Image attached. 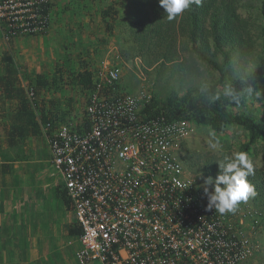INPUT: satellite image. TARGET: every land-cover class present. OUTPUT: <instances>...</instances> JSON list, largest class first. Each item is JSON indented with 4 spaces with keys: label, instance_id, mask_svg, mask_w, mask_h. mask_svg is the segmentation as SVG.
<instances>
[{
    "label": "rangeland",
    "instance_id": "rangeland-1",
    "mask_svg": "<svg viewBox=\"0 0 264 264\" xmlns=\"http://www.w3.org/2000/svg\"><path fill=\"white\" fill-rule=\"evenodd\" d=\"M139 3V0H52L51 25L44 35L17 38L8 43L2 41L4 47L0 49V75H4L3 54L12 57L19 74L21 67L18 65L23 59L29 62L31 60V63L33 60L39 61L36 66L31 64V68L35 67L37 72L40 71L38 73L46 77L49 85L38 88L35 82L37 75L24 72L23 77L18 74L15 86L22 88L24 95L28 91L34 108L39 102L44 106L50 104V101H59L65 108L64 113L69 111L67 105L71 103L72 113L80 115L87 92L75 77L84 69L91 70L94 78L104 74L105 69L117 67L120 71L121 90L133 96L141 109L152 96L164 100L171 91L182 95L189 87L217 75L216 70L197 57L192 49L193 43H208L209 55L225 68L227 81H231L238 73L247 74L259 62L262 37L260 0H199L198 4L193 3L189 10L172 21L167 19L160 6L159 10L152 6L137 12ZM235 6L238 19L228 14ZM108 7H112L113 11L110 17H105L102 13ZM193 16L198 26H194ZM214 21H217L215 29ZM161 23L174 29V37L167 43L155 44L152 42L153 31ZM240 27L252 35L251 39L256 41L254 45L243 44L241 49L236 34ZM215 37L220 40L218 48ZM169 58L173 61H168ZM179 65L186 70L178 71ZM226 84L227 82L224 86ZM224 86L219 88L223 90ZM6 100L0 90V109L5 110L6 105L13 109L16 100ZM233 111L251 113L264 124V94L253 95L246 100L244 106ZM5 120V115L0 116V123ZM211 130L213 129L207 126L186 123L185 136L176 150L185 174L204 195L205 188L209 192L214 190L213 185H208L205 181L209 177L215 179L218 174L204 164L210 162L218 167L217 162L224 155L241 151L242 145L247 141L245 130L229 125L223 132H216L222 142V149L213 151L207 144V133ZM6 140L4 135L1 142L5 144ZM262 146V142L255 145L256 157H253L255 148H251L248 153L254 168L260 172L264 171ZM21 155L24 156L23 151ZM25 160L24 167L31 176L30 179L27 178L25 188H30L29 196L34 202L43 204L36 210L43 219L40 221H45L46 224L40 222L39 226L47 228V221L51 219H54V224H66V220L72 218V213L65 209L62 200L56 196V188L46 187L48 176L56 182L55 176L51 175L55 171L50 163L49 151L39 144V148L31 151ZM51 183L52 180H49V184ZM58 186L63 187L61 180ZM254 201L255 196L250 197L246 202H241L234 213L220 214V223L227 238L236 243L238 256L234 264H264V213ZM74 241L77 243L76 239ZM64 244L62 251L57 250L55 254L48 255L49 262L53 263L56 255L61 252L65 258L64 253H67V264H76L73 258L76 244L68 246L67 241ZM48 245L52 246V243ZM75 253L76 251V259Z\"/></svg>",
    "mask_w": 264,
    "mask_h": 264
},
{
    "label": "built area",
    "instance_id": "built-area-1",
    "mask_svg": "<svg viewBox=\"0 0 264 264\" xmlns=\"http://www.w3.org/2000/svg\"><path fill=\"white\" fill-rule=\"evenodd\" d=\"M51 9L52 0H0L3 41L44 35ZM119 80L105 69L77 120L56 114L43 128L81 228L78 263L234 264L236 243L176 155L186 123L141 119Z\"/></svg>",
    "mask_w": 264,
    "mask_h": 264
},
{
    "label": "trees",
    "instance_id": "trees-1",
    "mask_svg": "<svg viewBox=\"0 0 264 264\" xmlns=\"http://www.w3.org/2000/svg\"><path fill=\"white\" fill-rule=\"evenodd\" d=\"M139 2L140 3L136 7V9L139 7L137 12H142L147 7L150 8L152 6L153 8L159 10V0H139ZM155 5L158 6L155 7ZM235 9L236 6L232 7L228 14L229 16L238 19ZM112 11V7H108L105 11H103L102 15L110 17ZM259 15L262 19V37H259L261 40V49L258 53L259 62L254 68H252L247 74L238 73V75L231 81H227L225 68L221 64L214 61L211 55H209L208 43L202 42L200 45L193 43L192 49L197 57L207 66L216 70L217 75L213 79L208 81L206 80L199 85L189 87L182 95H179L176 91H171L165 96L164 100H160L152 96L147 103L143 104L140 110L141 119L145 121L163 119L166 123H192L199 126L210 127L216 132H223L225 127L229 125H236L247 132V141L242 145L241 151L249 153L251 148H255L253 151V157H256L257 147H255V145L258 142H262V153L264 158V124L261 119L256 118L251 113H235L233 111V109H238L244 106L247 99L242 101L240 105L229 103L222 95L221 99L215 103H211L208 99V97L212 94L222 93L223 90L219 87L224 86L225 82H227V84L231 83L234 87L240 89L249 78H251V80L255 83L257 92L264 94V0H260ZM193 24L194 26H198V22L194 19V16ZM215 27H217V21H214L213 29H215ZM236 32L240 40L238 41V44L240 43L241 49L243 44L247 45L251 43L254 45L256 43V41L251 39L252 35L247 33L245 29L240 27L239 31ZM173 37L174 29L165 23H161L160 26L153 31L152 42L155 44L167 43ZM214 39L215 41H218V48L220 40L218 37H215ZM167 60L173 61L172 58ZM2 62L4 64V75H0V90L3 93L4 99H16L18 101V108L13 115V120L15 124H24H16L14 126L12 131L14 135L12 138H14L13 141L16 142L17 138L23 139L24 136L28 135V133L37 134L39 127L35 123V116L32 109L30 106L28 107L24 90L15 86L19 74L16 63L13 61L12 57L7 56V54H3ZM177 70L184 72L186 68L179 65ZM92 77L93 72L91 70L84 69L83 72L77 74L75 79L83 90L88 89V91H91L94 88L92 84ZM36 83L38 88H44L49 85L48 81L41 75L37 76ZM52 83H55V78L52 80ZM204 86H207V94L201 92V89ZM54 103V101H50V104ZM53 115L55 114H49L47 115L48 117H41L43 128L45 127L48 119H50ZM0 158L3 162L15 160L14 158L9 157L8 154L1 151ZM17 158V160L23 159L22 157ZM204 165H208V168L213 170L215 173L219 172V166H215L216 164L206 162ZM248 179L255 188L256 195L254 202L264 213V171L260 172L254 168V175L248 177ZM58 195L66 209L72 212L70 201L63 187L60 188ZM69 233L72 236L79 237L81 235V228L74 223V225L70 227Z\"/></svg>",
    "mask_w": 264,
    "mask_h": 264
},
{
    "label": "crops",
    "instance_id": "crops-1",
    "mask_svg": "<svg viewBox=\"0 0 264 264\" xmlns=\"http://www.w3.org/2000/svg\"><path fill=\"white\" fill-rule=\"evenodd\" d=\"M0 39L1 49V47H4L2 45L3 39L1 34ZM38 63L39 61L33 60L31 63V60L29 62L23 59L20 65H18V67H21V73L19 75L23 77L24 72H31L35 73L37 76H43L42 73H38L40 71L37 72L35 67L31 68V64L32 66H36ZM22 87L24 88V86ZM25 98L27 99L28 107L30 106L34 113L35 123L39 127L37 134L28 133L23 139L17 138L16 142H14V138H12L14 135L12 133L14 126L16 124L24 125L23 123L15 124L13 120V115L18 108V101L16 99L10 100H16L13 109H10V105H6L5 110L4 108L0 109L2 112L0 116L5 115L7 119L5 122L2 121L3 123H0V151L15 159L14 161L3 162L0 158V264H67L65 262L68 260L67 253H64L66 256L65 258L63 254L61 255V252H59L53 263L49 262L47 257L48 255L51 256V254L58 252L57 250L62 251L63 245L65 247V241H67L68 246L76 244L74 247L76 252L80 249L78 237L72 236L69 233L70 227L74 225V223L76 224L73 213L71 212L72 218L66 220V224H54V219H51L47 221V228H41L39 223H46L45 221H40L43 219L39 217L36 208L41 207L43 204L34 202L29 196L30 188H25L26 180L27 178L30 179L31 176L28 175V170H26L24 165L26 164L25 159L27 155L31 151L37 150L39 144H41L42 148L45 147L49 151L51 163L49 142L43 130L42 116L45 117L49 114H58L63 116L65 120H77L79 114H77V112L74 114L72 113L71 103H68L70 106L67 105L69 111L64 113L63 110H65V108L61 106L62 104L59 101H55L54 104H45L44 106L40 105V102L37 104L36 101L37 105H35L34 108L31 99L28 97L27 90L25 91ZM12 105H14V103H12ZM8 131L10 132L8 133ZM4 135L7 137L5 144L1 142ZM22 151L24 156L21 155ZM17 157H22L23 159L17 160ZM51 175L52 177L55 176L56 182L54 183L53 179L48 176L46 181L48 186L46 187L50 189L56 188V196L59 197L58 193L60 188L58 182H60L61 178L55 172ZM49 180H52L51 184H49ZM66 210L69 211L68 209ZM53 227L56 228L53 229ZM75 239L77 243H74ZM51 243L52 246H49L48 244L51 245ZM75 251L73 250L74 262L80 264L74 257Z\"/></svg>",
    "mask_w": 264,
    "mask_h": 264
},
{
    "label": "clouds",
    "instance_id": "clouds-1",
    "mask_svg": "<svg viewBox=\"0 0 264 264\" xmlns=\"http://www.w3.org/2000/svg\"><path fill=\"white\" fill-rule=\"evenodd\" d=\"M193 3L199 0H159L160 7L164 9L167 19L172 21L189 10ZM207 94V86L201 89ZM221 95L231 104L240 105L245 99L259 95L255 83L249 78L244 85L237 89L231 83L226 84L222 93H215L208 97L211 103L221 99ZM207 144L213 151L222 149V142L215 130L207 133ZM219 172L215 179L209 177L205 183L213 185L214 190L209 192L205 188L208 198V208H215L220 214L234 213L241 202H246L256 195L254 186L248 177L254 175V165L249 154L245 151H236L231 155H224L218 162Z\"/></svg>",
    "mask_w": 264,
    "mask_h": 264
}]
</instances>
